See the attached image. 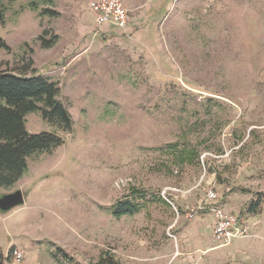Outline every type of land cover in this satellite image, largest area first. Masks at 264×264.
I'll return each mask as SVG.
<instances>
[{"label": "rangeland", "instance_id": "rangeland-1", "mask_svg": "<svg viewBox=\"0 0 264 264\" xmlns=\"http://www.w3.org/2000/svg\"><path fill=\"white\" fill-rule=\"evenodd\" d=\"M90 1L4 0L0 71L57 81L73 118L26 116L63 143L0 187L25 195L0 210L5 264H264V0H123L127 30ZM124 200L141 210L117 216ZM211 206L249 234L224 245Z\"/></svg>", "mask_w": 264, "mask_h": 264}, {"label": "trees", "instance_id": "trees-1", "mask_svg": "<svg viewBox=\"0 0 264 264\" xmlns=\"http://www.w3.org/2000/svg\"><path fill=\"white\" fill-rule=\"evenodd\" d=\"M51 1V0H49ZM4 0H0V23L5 22ZM46 13L56 15L53 10ZM54 40L43 43L50 47ZM0 49H9L0 38ZM59 83L41 74H20L13 70L0 71V187H13L28 168L32 155L51 152L63 143V139L52 131L38 133L27 129L26 116L40 111L45 121L65 131L73 128V118L66 105L59 99ZM115 214L123 216L141 210V206L130 200L116 204ZM260 203L249 211L256 212ZM0 247V264L10 261ZM112 263V260H109ZM102 264V263H101ZM114 264V263H113Z\"/></svg>", "mask_w": 264, "mask_h": 264}, {"label": "built area", "instance_id": "built-area-1", "mask_svg": "<svg viewBox=\"0 0 264 264\" xmlns=\"http://www.w3.org/2000/svg\"><path fill=\"white\" fill-rule=\"evenodd\" d=\"M90 9L94 14V20L97 27L114 26L121 30H127L131 23L129 9L125 6L123 0H91ZM217 194L210 189L208 199L214 200ZM208 209L213 216V234L221 240L224 245H229L239 237H245L251 231V223L240 217L238 214L226 211L218 206L200 207L197 212ZM195 212H189L188 217L192 218ZM15 260L22 261L24 254L21 250H14Z\"/></svg>", "mask_w": 264, "mask_h": 264}, {"label": "water", "instance_id": "water-1", "mask_svg": "<svg viewBox=\"0 0 264 264\" xmlns=\"http://www.w3.org/2000/svg\"><path fill=\"white\" fill-rule=\"evenodd\" d=\"M25 203V195L21 189L0 196V210L8 212Z\"/></svg>", "mask_w": 264, "mask_h": 264}, {"label": "crops", "instance_id": "crops-1", "mask_svg": "<svg viewBox=\"0 0 264 264\" xmlns=\"http://www.w3.org/2000/svg\"><path fill=\"white\" fill-rule=\"evenodd\" d=\"M131 24V23H130ZM130 24H129V26H128V29H129V27H130ZM110 27H113V28H116V27H114V26H110ZM117 29V28H116ZM211 215V226H212V232H213V216H212V214H210ZM240 216V215H239ZM242 218H244V217H242Z\"/></svg>", "mask_w": 264, "mask_h": 264}]
</instances>
